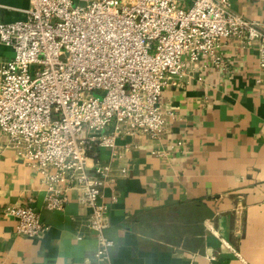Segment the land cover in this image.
<instances>
[{"label": "crops", "instance_id": "0c3cea01", "mask_svg": "<svg viewBox=\"0 0 264 264\" xmlns=\"http://www.w3.org/2000/svg\"><path fill=\"white\" fill-rule=\"evenodd\" d=\"M0 4L6 23L26 20L31 8V0ZM231 5L264 31V0ZM219 54L225 67H190L165 89L161 140L122 135L115 159L98 150L97 161L117 175L104 191L116 245L111 264H264V70L258 50L237 40L224 41ZM13 56L0 46V66ZM89 168L96 174L94 162ZM46 196L41 172L0 135V264H97L99 245L80 192H69L64 211H48ZM23 206L50 230L20 236L4 211Z\"/></svg>", "mask_w": 264, "mask_h": 264}, {"label": "built area", "instance_id": "2783aa9c", "mask_svg": "<svg viewBox=\"0 0 264 264\" xmlns=\"http://www.w3.org/2000/svg\"><path fill=\"white\" fill-rule=\"evenodd\" d=\"M184 2L31 0L27 19L14 23L4 21L0 4V46L14 53L0 66V135L43 175L48 211H64L69 192H80L99 245L97 264H111L116 246L104 191L117 177L111 164L97 161L98 150L115 159L122 135L161 140L165 89L190 67H225L219 52L226 40L256 48L264 70L259 23L234 13L231 0ZM4 214L17 220L20 236L50 230L29 206Z\"/></svg>", "mask_w": 264, "mask_h": 264}, {"label": "rangeland", "instance_id": "374dc122", "mask_svg": "<svg viewBox=\"0 0 264 264\" xmlns=\"http://www.w3.org/2000/svg\"><path fill=\"white\" fill-rule=\"evenodd\" d=\"M186 1H188V0H186ZM189 1H191V0H189ZM184 3H186V2H184ZM180 6H183L184 7V5L182 3H180Z\"/></svg>", "mask_w": 264, "mask_h": 264}]
</instances>
